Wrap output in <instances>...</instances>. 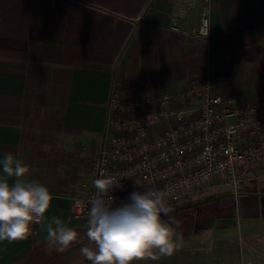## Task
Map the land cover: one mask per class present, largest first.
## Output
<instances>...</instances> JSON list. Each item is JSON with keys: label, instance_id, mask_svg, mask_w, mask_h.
<instances>
[{"label": "crops", "instance_id": "1", "mask_svg": "<svg viewBox=\"0 0 264 264\" xmlns=\"http://www.w3.org/2000/svg\"><path fill=\"white\" fill-rule=\"evenodd\" d=\"M206 5L209 41L191 32ZM173 10L171 0H0V159L12 154L29 168L26 179L53 195L27 239L0 242V264H90L79 251L87 219L72 217L71 197L91 178L116 84L144 98L224 76L242 100L264 93V0H196L182 32L171 30ZM243 193L247 221L263 223L247 242L227 233L197 246L186 235L173 256L137 264H264V185ZM53 216L81 243L50 251Z\"/></svg>", "mask_w": 264, "mask_h": 264}, {"label": "built area", "instance_id": "2", "mask_svg": "<svg viewBox=\"0 0 264 264\" xmlns=\"http://www.w3.org/2000/svg\"><path fill=\"white\" fill-rule=\"evenodd\" d=\"M171 2V30L182 32L196 0ZM210 17L206 5L191 31L196 38L211 39ZM233 83L224 76L195 78L180 90L146 92L144 98L127 96L116 84L91 178L71 197L72 217L88 219L93 180L106 176L121 183L111 194L113 208L129 203L134 191L165 190L169 204L216 181L238 189L241 180L264 177V93L242 100L230 93Z\"/></svg>", "mask_w": 264, "mask_h": 264}, {"label": "clouds", "instance_id": "3", "mask_svg": "<svg viewBox=\"0 0 264 264\" xmlns=\"http://www.w3.org/2000/svg\"><path fill=\"white\" fill-rule=\"evenodd\" d=\"M0 167V242L27 239L32 224L45 219L53 195L45 185L27 180L29 168L12 154L0 159ZM93 187L96 191L90 198L86 228L88 245L79 249L90 264H137L173 256L183 237L172 227L179 221L170 215L167 191H134L129 203L113 208L111 194L121 188L120 180L112 176L94 179ZM46 241L50 251L59 253L81 243L78 231L55 216L46 224Z\"/></svg>", "mask_w": 264, "mask_h": 264}, {"label": "rangeland", "instance_id": "4", "mask_svg": "<svg viewBox=\"0 0 264 264\" xmlns=\"http://www.w3.org/2000/svg\"><path fill=\"white\" fill-rule=\"evenodd\" d=\"M255 182L264 185V178H258L255 181L241 180L238 189L216 181L204 190L195 193L191 198L169 203L168 206L172 209L170 215L179 221L178 226L172 224V227L177 228L183 239L186 235L193 234L197 246H200L205 238L210 239L214 235L219 237L227 233L239 240L240 237L246 238L247 242L253 232L263 225L261 222L258 226H254V222L258 223V220L248 222L249 219L246 218L241 203L245 197L243 188ZM199 204L201 206H196ZM164 219L167 218L164 217ZM207 227L210 229H204ZM240 244L244 245L243 242Z\"/></svg>", "mask_w": 264, "mask_h": 264}, {"label": "flooded vegetation", "instance_id": "5", "mask_svg": "<svg viewBox=\"0 0 264 264\" xmlns=\"http://www.w3.org/2000/svg\"><path fill=\"white\" fill-rule=\"evenodd\" d=\"M196 206H201V204H199V205H196Z\"/></svg>", "mask_w": 264, "mask_h": 264}]
</instances>
